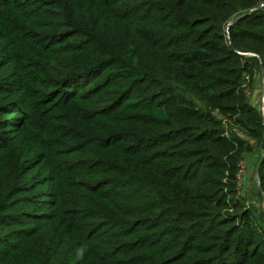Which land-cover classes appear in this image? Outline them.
Returning <instances> with one entry per match:
<instances>
[{
  "label": "trees",
  "instance_id": "obj_1",
  "mask_svg": "<svg viewBox=\"0 0 264 264\" xmlns=\"http://www.w3.org/2000/svg\"><path fill=\"white\" fill-rule=\"evenodd\" d=\"M261 65L264 0H0V110L44 129L3 141L0 221L25 153L54 157L60 189L35 248L26 237L0 264H264L237 196L253 148L232 134L261 151L264 196V114L245 85Z\"/></svg>",
  "mask_w": 264,
  "mask_h": 264
},
{
  "label": "rangeland",
  "instance_id": "obj_2",
  "mask_svg": "<svg viewBox=\"0 0 264 264\" xmlns=\"http://www.w3.org/2000/svg\"><path fill=\"white\" fill-rule=\"evenodd\" d=\"M36 9H39V7ZM256 10H259V8ZM256 10H253V12ZM67 41H71V38ZM48 60H53L51 64L52 68H54V56L48 57ZM9 73H11L10 69H1L0 78H5ZM6 85L3 87L9 88L10 85L13 87L10 79L6 80ZM245 85L247 90H250L248 93L250 103H252L258 113L264 114L263 66L255 72L251 89L248 87L249 81ZM39 91L42 92L44 90L40 89ZM45 91V93H42L44 95L39 97V100L45 105L46 112L50 113L52 109L49 104L54 101V93L53 91ZM1 109L0 149L3 146V141L8 142L14 138L13 140H16V142L27 144L35 140L33 139L34 135L36 138L37 133L44 130L40 127V125H43L41 120L38 122L28 119L27 113L24 112V107L16 108V106H10L9 108ZM154 113L157 117H160L162 110L155 109ZM36 125L38 126L36 127ZM224 129L229 136L230 127L224 126ZM232 134L246 140L253 148L252 153L247 154L240 164L237 196L245 203L246 207L251 209L256 226L264 230V196L259 186V174L257 171L261 161V151H259L257 144L250 140L242 130H233ZM45 151L42 149L39 152H27L23 156L20 180L21 193L12 200V203H14L13 208L4 214L2 216L4 219L0 221V256L10 252L26 237L29 239L33 237L29 246L23 245L24 252H30L37 244V235L41 233L42 228L45 229L44 224L41 222L42 220L40 221L41 216L54 217L58 214L60 189L56 186V180L54 179V157L47 156ZM63 230H67L65 221L58 224L55 232L58 233ZM51 233H54V228ZM74 260L75 258H72L70 264Z\"/></svg>",
  "mask_w": 264,
  "mask_h": 264
},
{
  "label": "water",
  "instance_id": "obj_3",
  "mask_svg": "<svg viewBox=\"0 0 264 264\" xmlns=\"http://www.w3.org/2000/svg\"><path fill=\"white\" fill-rule=\"evenodd\" d=\"M252 12H253V11H250V12H247V13L243 14L242 18H244V17L250 15ZM259 165H260V164H259ZM257 171H258V168H257Z\"/></svg>",
  "mask_w": 264,
  "mask_h": 264
},
{
  "label": "built area",
  "instance_id": "obj_4",
  "mask_svg": "<svg viewBox=\"0 0 264 264\" xmlns=\"http://www.w3.org/2000/svg\"><path fill=\"white\" fill-rule=\"evenodd\" d=\"M227 135V134H226Z\"/></svg>",
  "mask_w": 264,
  "mask_h": 264
}]
</instances>
